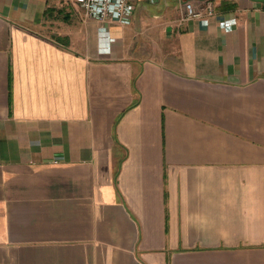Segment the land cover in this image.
<instances>
[{"label":"crops","instance_id":"0c3cea01","mask_svg":"<svg viewBox=\"0 0 264 264\" xmlns=\"http://www.w3.org/2000/svg\"><path fill=\"white\" fill-rule=\"evenodd\" d=\"M226 1L0 0V264H264V4Z\"/></svg>","mask_w":264,"mask_h":264},{"label":"built area","instance_id":"2783aa9c","mask_svg":"<svg viewBox=\"0 0 264 264\" xmlns=\"http://www.w3.org/2000/svg\"><path fill=\"white\" fill-rule=\"evenodd\" d=\"M79 6L84 18L86 20L95 21L100 25L98 32L100 34L106 33L105 24L113 21L120 24H128L131 19L134 7L140 2H149L157 4L160 0H73ZM177 13L180 21L198 19L205 24V17L211 15L212 8L208 4L205 10L195 11L192 5L188 2L180 5ZM252 21L258 23V27L264 30V7L261 15L257 17L252 15ZM108 46L106 51L101 55L103 59H110L111 54L115 51L117 40L107 36Z\"/></svg>","mask_w":264,"mask_h":264},{"label":"rangeland","instance_id":"374dc122","mask_svg":"<svg viewBox=\"0 0 264 264\" xmlns=\"http://www.w3.org/2000/svg\"><path fill=\"white\" fill-rule=\"evenodd\" d=\"M210 1H213V0H210ZM71 2L74 3L73 0H71ZM71 2L70 0H60V4L58 5V8L56 9L62 10L64 14L67 13L69 17L68 19L65 20L62 18L63 15L59 13L55 14V18H51L52 19L51 21H53L52 26H51L52 27L51 33L63 34L69 29V27H72L73 24L75 25L77 23L76 14L73 9L74 7L73 5H71L72 4ZM226 2H231V1L229 0ZM183 3H186V2L183 1ZM130 20H129V23H130Z\"/></svg>","mask_w":264,"mask_h":264},{"label":"trees","instance_id":"16d2710c","mask_svg":"<svg viewBox=\"0 0 264 264\" xmlns=\"http://www.w3.org/2000/svg\"><path fill=\"white\" fill-rule=\"evenodd\" d=\"M54 12H55V10H53V9L51 10V9L48 8V9L46 10V13H45L44 17L47 18V17H49V15H52ZM59 12H60V11H59ZM59 12H58V13H59Z\"/></svg>","mask_w":264,"mask_h":264},{"label":"water","instance_id":"95a60500","mask_svg":"<svg viewBox=\"0 0 264 264\" xmlns=\"http://www.w3.org/2000/svg\"><path fill=\"white\" fill-rule=\"evenodd\" d=\"M251 2H254V3H262L264 4V0H249Z\"/></svg>","mask_w":264,"mask_h":264}]
</instances>
